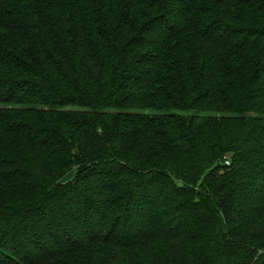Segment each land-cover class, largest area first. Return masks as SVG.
I'll return each instance as SVG.
<instances>
[{
    "label": "trees",
    "instance_id": "1",
    "mask_svg": "<svg viewBox=\"0 0 264 264\" xmlns=\"http://www.w3.org/2000/svg\"><path fill=\"white\" fill-rule=\"evenodd\" d=\"M0 264H264V0H0Z\"/></svg>",
    "mask_w": 264,
    "mask_h": 264
},
{
    "label": "built area",
    "instance_id": "2",
    "mask_svg": "<svg viewBox=\"0 0 264 264\" xmlns=\"http://www.w3.org/2000/svg\"><path fill=\"white\" fill-rule=\"evenodd\" d=\"M226 165H228V162H225Z\"/></svg>",
    "mask_w": 264,
    "mask_h": 264
}]
</instances>
